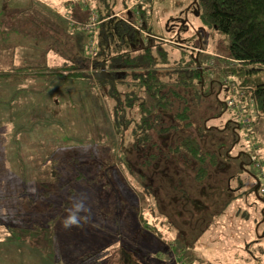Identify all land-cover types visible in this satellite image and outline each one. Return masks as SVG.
I'll return each mask as SVG.
<instances>
[{
  "label": "rangeland",
  "instance_id": "1",
  "mask_svg": "<svg viewBox=\"0 0 264 264\" xmlns=\"http://www.w3.org/2000/svg\"><path fill=\"white\" fill-rule=\"evenodd\" d=\"M124 1L117 2L113 15L139 13L140 3L150 6L143 39H163L170 58L158 61L160 76L178 90L175 109L186 110L192 123L189 129L175 112H165L166 124L174 128L160 136V146L174 144L192 129L209 156L208 176L198 180L164 151L145 162L160 146L138 148L129 130L115 129L108 106L115 95L107 87L54 74L0 79V264H258L264 250L252 257L247 243L264 248V141L256 142L238 125L242 116L226 106L233 99L231 80L216 74L215 65L207 69L202 96L196 79L184 90L176 83L178 72L172 73L193 53L186 45L217 52L221 38L203 24L198 0ZM70 3L67 8L68 0H0V12L46 10L66 13L71 22L82 18L76 9L84 10L86 3L105 9L100 0ZM36 17L21 18L37 24L20 30L44 39L36 50H17L20 65H51L49 56L73 58L70 54L82 53L83 47L87 53L88 30L58 28L57 20ZM50 33L64 41L73 33L74 51L68 45L57 51L48 43ZM132 40L143 44L139 31ZM125 50L138 55L137 49ZM96 53L79 64L89 74L95 72ZM256 153L260 166L252 160ZM81 197L90 209L81 213L86 222L64 228L66 209ZM101 252L99 259L89 257Z\"/></svg>",
  "mask_w": 264,
  "mask_h": 264
},
{
  "label": "trees",
  "instance_id": "2",
  "mask_svg": "<svg viewBox=\"0 0 264 264\" xmlns=\"http://www.w3.org/2000/svg\"><path fill=\"white\" fill-rule=\"evenodd\" d=\"M100 1L105 6L104 11L94 6L101 16L98 31L95 35L88 31L95 37L99 33V53H96L98 58L94 61V74L87 73L76 63L82 54L77 50L70 54L73 58L67 55L66 63L56 66L48 64L32 66L24 63L13 68L12 71H4L0 66V76H15L23 79L32 75L54 74L59 79L86 78L87 82H96L102 90L107 87L110 93L115 95L112 106L111 103L108 104L115 129L125 132L129 130L138 148L160 146L162 144L159 140L160 136L174 128V125L166 124V114L175 112L177 117L183 119L185 126L189 129L192 126L187 111L175 109L176 101L179 100L176 93L178 90L160 76L157 67L158 61H168L170 54L164 47L162 38L147 36L149 43L143 39L145 37L143 31L149 25L150 6L140 3L139 13L130 10L126 17L121 15L115 17L112 13L116 12L114 7L119 0H113V5L111 0ZM198 2L199 16L203 24L209 32L216 31L221 40L216 41L217 52L212 50L214 53H207V50L186 45L187 47L184 48H191L193 53L182 57L181 66L172 71V73L178 72V75H175L176 83L179 88L187 90L196 79V83L199 84L196 92L198 96H202L207 69L215 65L216 74L222 79L230 78L231 80L233 99L232 103L226 102V106L233 107L236 113L242 116L238 124L240 126H243L244 117L251 118V126L248 130L256 142L261 143L264 141V0H198ZM28 10L31 9L27 8L26 11ZM93 13L99 14L95 9ZM91 16L80 23H87ZM68 21L70 22L69 17ZM82 26L84 25L71 20L68 29H84ZM112 27L116 30H111ZM137 31L142 38V45L133 43L132 38ZM114 37L119 40V44L113 43ZM62 38L60 41L66 42L68 50L74 51L71 48L74 42L73 37L71 36L67 41H64V37ZM151 38L156 40L153 45L150 43ZM112 44L115 46L113 49ZM123 46L131 50L137 49L138 55L133 57L130 51H124ZM154 50L158 57L157 61ZM83 56L84 59H92L88 52ZM212 56H218L217 59L220 61L217 62L216 58H211ZM103 62L106 66L105 70L102 67ZM120 69L124 72L119 78L116 73ZM118 85L122 88L119 89ZM160 148L161 150L150 152L145 162L153 161L151 158H157L160 152L164 151L185 168L193 170L198 180L202 181L208 176L205 163L209 156L202 151L200 138L192 129L174 144L160 146ZM191 161H197L198 165H191ZM29 200V205L35 202L33 198ZM247 250L252 257H257L256 251L260 252L264 248L262 246L255 248L247 243ZM101 255L102 252L89 257L99 259ZM262 263H264L263 258L258 256V264Z\"/></svg>",
  "mask_w": 264,
  "mask_h": 264
},
{
  "label": "crops",
  "instance_id": "3",
  "mask_svg": "<svg viewBox=\"0 0 264 264\" xmlns=\"http://www.w3.org/2000/svg\"><path fill=\"white\" fill-rule=\"evenodd\" d=\"M70 1L71 0H68L67 8L71 7ZM87 5L88 6L84 10L76 9V12H78L82 16L81 19L74 20L78 24L80 23V21L88 19L90 15H92V13L94 12V8L92 7V4L91 5L87 4ZM31 14L34 16H36L37 14L42 15L46 18H50L51 21L57 20V21H54L53 24L58 28H61V27L65 29L69 28V26L67 27L69 21L66 16V13H62V15H58L59 13L56 14L53 11L46 12V10L37 11V12L31 11V10L0 12V66H2V70L4 71H12L13 68L20 66L19 61L16 60L18 49L19 50L22 49L23 52L25 53L26 49L30 46L32 50H36L39 48L37 46V42L38 43L41 42V38H43L42 34L35 35V34H30L29 32H26V31L21 32L20 30L22 27L25 29L26 26H28V24L30 26H36L37 24L36 21L26 22V21L20 20L21 18L28 17ZM43 23L45 22L40 21L39 25ZM71 34H72V37L75 36L73 33ZM49 35L51 39H49L50 41L48 43L50 44L54 42V46L57 49V51H61V52L63 51L61 46H63V48L67 47L66 42H60V40H58V37H56V35H54L53 33H50ZM64 40H65V37H64ZM29 42H32V45H30ZM4 52H8V53L5 54ZM46 52H48V50H46ZM83 55H85L84 47H83V52L80 58L76 60L77 64H80L81 61L84 59ZM67 57L68 56H65L64 58H61L63 59L61 60V59H57L56 55L49 56L50 58L49 64H51V66H56L62 63H66L65 58ZM0 79H7V80L13 79L14 80V79H20V78L15 77V76H0ZM23 79H27V78H23Z\"/></svg>",
  "mask_w": 264,
  "mask_h": 264
},
{
  "label": "clouds",
  "instance_id": "4",
  "mask_svg": "<svg viewBox=\"0 0 264 264\" xmlns=\"http://www.w3.org/2000/svg\"><path fill=\"white\" fill-rule=\"evenodd\" d=\"M86 199V197H81L72 200L71 207L66 209L67 215L62 221L64 228L79 227L82 222H86L87 215H81V213H88L90 211L86 205Z\"/></svg>",
  "mask_w": 264,
  "mask_h": 264
},
{
  "label": "built area",
  "instance_id": "5",
  "mask_svg": "<svg viewBox=\"0 0 264 264\" xmlns=\"http://www.w3.org/2000/svg\"><path fill=\"white\" fill-rule=\"evenodd\" d=\"M86 1L87 0H84V3H86ZM86 5H87V3H86ZM113 16H115V17L120 16V14L115 13ZM99 23H100L99 15L97 13H93L91 16V19L87 23H84V24L79 23V24L84 25V26H82L84 29L88 30L91 34L95 35L96 32L98 31ZM94 35H92V37L90 39V43L88 45V49H87L88 54L92 53V55H94L98 49L97 40H96ZM250 122H251V118H246V120H243V126L250 130V126H251ZM256 155H257V158H256ZM252 160L256 166H260V164L258 162V154L257 153L254 155L252 154Z\"/></svg>",
  "mask_w": 264,
  "mask_h": 264
},
{
  "label": "water",
  "instance_id": "6",
  "mask_svg": "<svg viewBox=\"0 0 264 264\" xmlns=\"http://www.w3.org/2000/svg\"><path fill=\"white\" fill-rule=\"evenodd\" d=\"M102 67H103V70H105L106 66L104 62L102 63Z\"/></svg>",
  "mask_w": 264,
  "mask_h": 264
}]
</instances>
